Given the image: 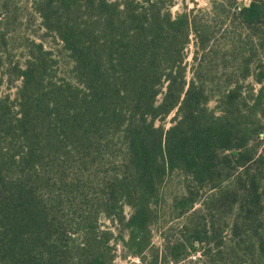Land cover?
Segmentation results:
<instances>
[{
  "label": "trees",
  "instance_id": "16d2710c",
  "mask_svg": "<svg viewBox=\"0 0 264 264\" xmlns=\"http://www.w3.org/2000/svg\"><path fill=\"white\" fill-rule=\"evenodd\" d=\"M208 1L33 2L61 51L0 60V264H264V0Z\"/></svg>",
  "mask_w": 264,
  "mask_h": 264
},
{
  "label": "rangeland",
  "instance_id": "374dc122",
  "mask_svg": "<svg viewBox=\"0 0 264 264\" xmlns=\"http://www.w3.org/2000/svg\"><path fill=\"white\" fill-rule=\"evenodd\" d=\"M35 0H0V60L4 65L9 61L18 63L23 66L24 60L27 56L25 44L27 40L35 41L36 43L43 42L47 50L52 51L55 57L60 55L61 45L58 41L53 40L52 37L45 34L40 26V19L34 13L32 4ZM241 6L247 5V0H238ZM183 4L187 9H202L204 11L210 10V2L208 0H175V6L171 8V13L176 15L182 11ZM192 51V46L189 47V52ZM191 56L188 57L190 61ZM1 72V68H0ZM4 80L0 89V96L8 95L11 100L14 99L16 89L20 85L19 80H14L8 83ZM213 106V103H211ZM173 117L171 114L163 125L168 128L170 120ZM156 125H160L159 122ZM262 146L260 151H264V133L261 136ZM183 190V178L178 173H173L167 177L163 186V197L165 200L164 206L167 208L170 200L178 195H181ZM198 208V206L196 207ZM124 214L126 217L130 214V209L125 207ZM161 215V214H160ZM185 217L180 219H171L166 214H162L158 218V224L152 228L151 246L154 249H161L163 247V237L177 236L178 230L184 224ZM106 226L110 223L103 221ZM125 237V234H124ZM200 258V252L191 255L187 261L181 264H186L188 261L195 262ZM112 264H143L138 258L128 255L123 246L118 243L115 246V259ZM172 264V263H170Z\"/></svg>",
  "mask_w": 264,
  "mask_h": 264
}]
</instances>
